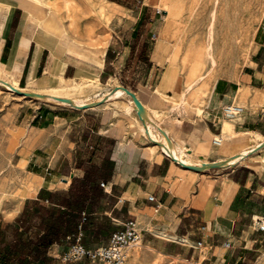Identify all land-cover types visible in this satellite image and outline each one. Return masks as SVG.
<instances>
[{"label":"crops","instance_id":"0c3cea01","mask_svg":"<svg viewBox=\"0 0 264 264\" xmlns=\"http://www.w3.org/2000/svg\"><path fill=\"white\" fill-rule=\"evenodd\" d=\"M145 1L143 7H149ZM128 16L126 0H0V82L38 95L29 98L56 111L52 120L64 127L98 113L101 121L96 132L117 142L107 156L114 164L112 176L105 183L107 188H102L108 206L103 215L112 224L136 220L142 235L153 236L155 230L163 229L181 243L202 241V249L192 251L185 260L264 264V231L255 225L264 223V25L256 52L238 74L188 94L190 106L200 108L197 113L177 104L183 92L173 100L172 85L167 84L172 69L165 73L167 66L172 67V51L163 54L155 44L146 55L143 44L139 58L134 59ZM131 59L152 64L154 73L162 68L154 84L142 83L131 92L147 112V124L154 133L164 132L170 148L187 164L162 152L161 144L148 145L149 136L132 131L123 116L124 97L103 95L98 100H104L89 108L57 100L64 97L56 93L74 84H109L124 74ZM230 104L242 112L229 120L222 109ZM218 138L219 146L213 143ZM85 148L91 150L93 144ZM76 154L75 150L68 154L69 177L60 178L65 183L40 177L38 191L28 199H37L41 190L67 192L73 177L82 178L84 169L76 167ZM66 155L60 153L57 159ZM149 196L155 201L149 202ZM156 204L161 206L157 213ZM22 209L7 222L14 221ZM201 227L206 228L203 234ZM224 243L230 248L225 249ZM65 246H52L48 255L59 257Z\"/></svg>","mask_w":264,"mask_h":264},{"label":"rangeland","instance_id":"374dc122","mask_svg":"<svg viewBox=\"0 0 264 264\" xmlns=\"http://www.w3.org/2000/svg\"><path fill=\"white\" fill-rule=\"evenodd\" d=\"M245 1L146 0L145 4L149 7H143L144 0H126L129 7V47L132 48L134 59L139 58L143 44L146 45V55L150 54L155 44H157L156 50H160L163 54L172 51V67L166 65L165 73H168L169 68L172 69L167 84L172 85L173 100L178 99L179 95L186 91L185 87L192 82L195 86L185 93L187 100H190L189 97L195 89L203 85L208 88L218 78H233L248 64L263 35L261 28L264 25V0ZM211 18L214 29V66L208 63L204 55L208 22ZM214 19H217L216 22ZM225 27L230 36L225 32ZM163 60L162 63L166 62L167 58ZM151 69L152 64L149 66L143 61L137 63L136 60L131 59L124 74L117 79L114 78L109 84H74L56 95L71 100L72 103H65L66 106L85 108L104 100V98L98 100L103 95L107 98L115 97L117 91H122L124 95L116 98L126 99L123 110L125 111V108L130 105L129 102H133L134 111L130 114L125 112L127 115L123 114L128 119L126 121L130 123L132 131L139 130L142 135L149 136L150 139L146 142L150 146L153 145L152 142L162 145L161 141H155L149 134L143 132L142 129L148 126L145 123L149 118L148 116H145V119L139 117L135 102L137 98L134 97L132 100L123 91V89L129 92L136 90L142 86V83L154 84L162 68H158L155 73ZM200 75H203V78L197 81L198 83L195 82ZM4 85L5 83L0 82V187L5 181L10 182L8 176L11 170L22 173L30 179L45 177L48 181L53 178L62 185L65 182L60 181V178L69 177L66 176L68 174L65 170L70 164L67 159L70 158L68 156L70 152L80 151L82 161L86 162L90 156V152L85 148L86 144H96L97 150L92 156V161L99 164L116 148L115 140L104 133L96 132L101 121L97 120L98 113L85 116L87 120L73 121L71 127L69 124L64 127L63 123L52 120L56 111H50L47 105L40 104L41 101L12 93L13 91L4 89ZM112 86L114 88L110 90ZM189 93L191 94L188 95ZM40 116L43 117L40 119ZM83 121L85 127H80ZM152 132L158 135L153 129ZM60 153L67 154V157L58 160L57 155ZM187 162L188 160L180 163L187 164ZM84 166L88 167V163H84ZM30 196H32L31 191L21 192L15 200L1 203L0 222L8 223L7 219L24 207ZM122 223L123 221L113 222L116 228H120ZM158 233L174 235L171 231L163 229L155 230L153 236H146L143 233L141 244L130 251L125 264H185V259L189 258L193 251L188 244L191 242L181 243L178 239V241L167 240ZM147 241L162 248H154ZM105 243L106 239L99 243L92 242L88 247L95 249L102 247ZM134 251L140 254L137 262L132 260ZM54 260V264H101L85 260L62 263L59 257Z\"/></svg>","mask_w":264,"mask_h":264},{"label":"trees","instance_id":"16d2710c","mask_svg":"<svg viewBox=\"0 0 264 264\" xmlns=\"http://www.w3.org/2000/svg\"><path fill=\"white\" fill-rule=\"evenodd\" d=\"M87 150L90 156L86 162L80 151L76 154V167L84 169V175L73 178L67 192L41 190L37 199L25 202L14 221L0 222V264H54L48 255L50 248L63 243L68 246L71 241L67 239L77 233L79 225L86 247L110 238L117 230L103 215L108 209L107 196L100 187V183L110 181L114 164L107 157L99 164L92 161L96 144ZM98 214L102 216H95Z\"/></svg>","mask_w":264,"mask_h":264},{"label":"built area","instance_id":"2783aa9c","mask_svg":"<svg viewBox=\"0 0 264 264\" xmlns=\"http://www.w3.org/2000/svg\"><path fill=\"white\" fill-rule=\"evenodd\" d=\"M153 38L155 35L153 34ZM223 115L226 119H234L238 116L242 109L234 104L225 106L222 109ZM213 143L217 146L221 144V139H214ZM100 187L103 189L107 188V184L100 183ZM149 202H154L153 196L147 198ZM161 206L156 204L155 212L160 210ZM84 217V214H82ZM258 231H264V223L261 221H256ZM205 227L200 228V233L203 234ZM84 233L82 231L81 225L78 226L77 233L67 241L71 243L67 248L61 253L59 259L62 263H73L80 261H88L90 263H101V264H125L128 259L129 253L132 249L139 246L142 242V230L136 220H128L121 225V228L114 232L109 238L108 242L102 247L91 249L86 247L83 243ZM185 243H188L185 242ZM189 248L193 251L202 249V241L195 243H188ZM225 249H229V243H224L222 245ZM185 264H204V260L200 258L185 260Z\"/></svg>","mask_w":264,"mask_h":264},{"label":"bare ground","instance_id":"6f19581e","mask_svg":"<svg viewBox=\"0 0 264 264\" xmlns=\"http://www.w3.org/2000/svg\"><path fill=\"white\" fill-rule=\"evenodd\" d=\"M245 1V0H244ZM246 2V1H245ZM229 4H233V3H229ZM228 6H230V5H228ZM235 6V5H234ZM231 7V6H230ZM224 8V7H223ZM235 8V7H234ZM232 9V8H231ZM239 11V10H238ZM233 12V11H232ZM246 12V11H245ZM216 13V12H215ZM248 13V12H247ZM251 13V12H250ZM213 14V13H212ZM211 14V15H212ZM225 14V13H224ZM245 14V13H244ZM215 15V14H214ZM214 15H213V17H214ZM211 17V16H210ZM212 17V18H213ZM242 17V16H241ZM210 19L209 20V22H208V31H207V33H206V45H205V50H204V55H205V57L207 58V61H208V63L209 64H211V66L214 64V47H213V43H214V29H213V19ZM216 18V17H215ZM246 18V17H245ZM238 19V18H237ZM215 20V19H214ZM217 20V19H216ZM216 20H215V22H216ZM241 20V19H240ZM239 20V21H240ZM247 21V20H246ZM239 23V22H238ZM242 24H243V22H242ZM244 24H245V22H244ZM217 26V25H216ZM242 26V25H241ZM215 27V26H214ZM220 27V26H219ZM238 27V26H237ZM227 28L225 27V32H227V30H226ZM240 32H241V29H240ZM248 32H249V30H248ZM247 32V33H248ZM228 33V35H229V31L227 32ZM242 33V32H241ZM241 33H239V34H241ZM224 34V33H223ZM249 35V34H248ZM223 36V35H222ZM230 36V35H229ZM237 36V35H236ZM221 37V36H220ZM223 37H225V36H223ZM234 37H235V35H234ZM224 40V39H223ZM243 40H245V39H243ZM247 40V39H246ZM229 41V40H228ZM239 41V40H238ZM224 42H225V40H224ZM240 42V41H239ZM244 42V41H243ZM225 44V43H224ZM218 45H219V43H218ZM222 47V46H221ZM226 48L228 47V46H225ZM241 48V47H240ZM230 50V49H229ZM218 51V50H217ZM219 53V52H218ZM228 53V52H227ZM216 55H217V53H216ZM215 55V56H216ZM228 55V54H227ZM219 56V55H218ZM217 56V57H218ZM205 57H204V59H205ZM219 58H220V56H219ZM215 60H216V58H215ZM216 62H218V61H216ZM205 63V62H204ZM207 64V63H206ZM214 66V65H213ZM215 69V68H214ZM211 70V69H210ZM6 72H7V70H6ZM199 75V74H198ZM203 78V75H200L198 78H197V80H195V82H197V81H199V80H201ZM2 81V80H1ZM4 82V81H3ZM198 83V82H197ZM195 83H190V84H188L187 85V87H185L186 88V91L185 92H183V94H182V97H181V99L177 102V104L178 105H184V107L187 109H191V108H194V110H196V112L197 113H200V108H197V107H195V106H190V104H189V102H188V100L186 99V94L185 93H187V91H189L193 86H195L194 85ZM6 85V84H5ZM6 88L9 90V91H13V92H16V91H20L18 88H16V87H11V86H9V85H6ZM122 95H124V93L122 92V91H117L116 93H115V97H120V96H122ZM73 102H75L76 103V101H73ZM129 102V101H128ZM135 102H136V106H137V112H138V115H139V117L140 118H144L145 116H146V111H145V109H144V107L138 102V100H136L135 99ZM129 104L130 105H128L126 108H125V112L127 113V114H130V113H132L133 111H134V108H133V102H129ZM89 106H93V104L92 105H89ZM145 119V118H144ZM143 121V120H142ZM146 125H148L147 123H145ZM143 130V132L144 133H146V134H149L151 137H152V139L153 140H155V141H161V143H162V147H161V150H162V152H164V153H170V154H172V157H173V159L175 160V161H179V162H183V163H185L186 162V160L185 159H183V157L182 156H179V155H176V153H175V150H172L171 148H170V144H171V141L169 140V138L167 137V135L164 133V132H162V134L160 135H154L153 134V132H152V129H151V127L148 125L147 127H146V129L145 128H143L142 129ZM162 131V130H161ZM172 146V145H171ZM172 148H173V146H172ZM179 151V150H178ZM181 152V151H180ZM244 155V154H243ZM184 156V155H183ZM185 158V157H184ZM8 178H9V180H10V182L8 181V182H4V183H2V185H1V187H0V204L1 203H3L4 201H9V200H15L16 199V197H18V195H20L21 194V192H23V193H25V192H28V191H31V193H32V195H34L37 191H38V187H39V185H40V181H41V179L39 178V177H34L33 179H30V178H28V177H25L22 173H19V172H17V171H13V170H11L10 172H9V176H8ZM21 200V199H20ZM158 235H160L161 237H163V238H165V239H172V240H177V238L176 237H174L173 235H168V234H165V233H158ZM180 242H184L183 240H179ZM139 259H140V254H139V252H137V251H134L133 253H132V260L134 261V262H137V261H139ZM142 260V259H141Z\"/></svg>","mask_w":264,"mask_h":264},{"label":"water","instance_id":"95a60500","mask_svg":"<svg viewBox=\"0 0 264 264\" xmlns=\"http://www.w3.org/2000/svg\"><path fill=\"white\" fill-rule=\"evenodd\" d=\"M123 91L127 94V95H129L131 98H132V100H134V97H136L132 92H129L128 90H126V89H123ZM15 93H17V94H19V95H23V96H25V97H39L38 95H36V94H31V93H24V92H18V91H16ZM58 101H60V102H63V103H67V104H71L72 102H71V100H67V99H57ZM138 100V99H137ZM139 102V101H138ZM140 103V102H139ZM95 104H93V106H94ZM89 107H92V106H89ZM88 106L87 107H85V108H89ZM78 108H83V107H78ZM147 116V115H146ZM144 119V118H143ZM66 182V181H65Z\"/></svg>","mask_w":264,"mask_h":264}]
</instances>
